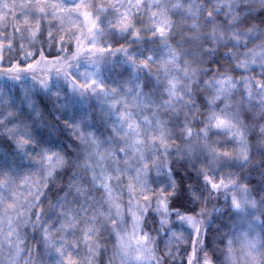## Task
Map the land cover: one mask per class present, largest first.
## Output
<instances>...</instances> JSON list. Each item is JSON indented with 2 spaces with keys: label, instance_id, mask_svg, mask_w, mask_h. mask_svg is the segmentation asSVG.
<instances>
[{
  "label": "snow or ice",
  "instance_id": "snow-or-ice-1",
  "mask_svg": "<svg viewBox=\"0 0 264 264\" xmlns=\"http://www.w3.org/2000/svg\"><path fill=\"white\" fill-rule=\"evenodd\" d=\"M258 11L264 0H0V66L7 62L14 81L32 73L33 87L22 97L31 122L43 121L35 85L61 98L59 84L48 81L53 72L72 93L102 97L115 117L103 140L66 121L79 144L74 154H62L33 140L28 114L10 111L0 91V137L39 168L38 180L0 174V264H43L42 252H54L55 264H264V233L251 235L257 220L264 224V16L257 21ZM113 56L132 79L108 87L97 77ZM83 65L90 70L81 72ZM29 146L39 149L34 157ZM174 163L203 184L177 181ZM152 170L164 176L162 186H149ZM220 193L236 219L228 231L202 240L206 205ZM173 215L195 235L175 232ZM189 240L191 251L181 249Z\"/></svg>",
  "mask_w": 264,
  "mask_h": 264
},
{
  "label": "trees",
  "instance_id": "trees-1",
  "mask_svg": "<svg viewBox=\"0 0 264 264\" xmlns=\"http://www.w3.org/2000/svg\"><path fill=\"white\" fill-rule=\"evenodd\" d=\"M255 19L258 21L261 16H264V12H257L254 14ZM177 37V36H176ZM175 37V39H176ZM118 47V46H117ZM227 49H220V56H223L224 52ZM7 55V53H5ZM222 66H226L225 61H220ZM234 66V64H233ZM7 62L5 61V65L0 66L1 69H6ZM212 70L215 71L216 64L211 65ZM117 73L122 75L123 72H127L128 68L122 67L120 70L119 67H116ZM235 74V73H234ZM30 88L28 82L21 80L18 83L12 84L10 87V93L7 97V106L10 111L16 112L17 115L23 117L25 114H28V120L31 122L32 114L29 113V109L27 104L22 102L23 97V89ZM147 91V89H146ZM68 92V91H66ZM71 96L65 94V97H61L59 99L55 97H50L44 92L35 91L34 99L36 101V106L43 113V121L31 122V127L29 129L33 140L38 142L41 147H47L52 151L60 152V153H68L74 154V146L79 144V141L76 140L73 135V129L71 127H67L65 122H74V119H69L68 117V107L66 99H70ZM56 105H62L63 107H57ZM76 107L85 108L87 107L88 111V119L90 120L91 127L94 128L97 132L104 134L107 132V128L105 126V122L103 117L101 116L99 110L94 106H86V105H76ZM59 117V119H57ZM77 117V116H76ZM75 118V117H73ZM78 118V117H77ZM11 126V125H10ZM104 136V135H102ZM39 149L33 150L31 146L28 147V151L30 156L34 157V151H38ZM258 160V158H257ZM173 167L176 169L175 179L177 181L182 182L187 185L189 183L193 185L203 184L202 178H197L196 174L191 170L185 172L183 167L180 164L174 163ZM35 169H39L38 165L35 163V160L29 158V156H25L21 152H18L15 148V144L8 140L6 137H0V174L8 173L13 176L17 180H20L26 176L34 178L37 171ZM61 179L67 180V176L61 173ZM35 180V179H34ZM251 183L256 186L257 191L260 189L259 179L257 177L250 178ZM60 183V180L57 181V185ZM206 195V193H205ZM216 194H213V198L210 199V202L206 205L207 215L203 218L206 221L205 227H203V236L202 240L205 238V234H215L217 229L221 230V234L223 232L231 229L233 215H229V209L222 201V198L219 195V199L215 198ZM50 198H55V191L50 194ZM48 200L45 199L44 207L47 208ZM200 207H204L203 204L197 205L196 211H199ZM219 209V211H213V209ZM192 213L189 212L188 215ZM159 223V218L157 217V224ZM29 233H31V228L28 229ZM185 238L187 239L189 234L188 232H183ZM152 235L155 237L156 233L152 232ZM207 239L209 242L212 240V235H208ZM167 242V237H164L161 246L163 243ZM29 244H34V241H29ZM187 247L189 251H191V241L188 243H182L180 248L183 249ZM179 259V258H178Z\"/></svg>",
  "mask_w": 264,
  "mask_h": 264
},
{
  "label": "rangeland",
  "instance_id": "rangeland-1",
  "mask_svg": "<svg viewBox=\"0 0 264 264\" xmlns=\"http://www.w3.org/2000/svg\"><path fill=\"white\" fill-rule=\"evenodd\" d=\"M9 2H11V0H9ZM16 2H20V0H16ZM97 2L99 3L100 0H97ZM105 2H107V0H105ZM65 3H71V0H65ZM9 19H11V17ZM179 19H180L179 15L173 16L174 21L179 20ZM11 31H12L11 25H9V27H8L9 34L11 33ZM0 39H2V37H0ZM176 39H179V36H177ZM109 60L111 61V63L109 65L105 66L103 68L102 72L97 77L99 80H102L105 85H107L108 87L119 86V85L124 84L126 81H129L132 79L131 70L126 65H123L121 63V57L113 56V57H109ZM116 67H119L120 70H122V67H126V68H128V70L126 73L123 72L122 75H119L116 72L117 71V69H115ZM79 70L81 72H88L90 69L86 65H83V66H81V68ZM35 71H36L37 77H39L41 75L40 70L36 69ZM257 72H258V69H257ZM234 75H235V78L237 80L240 79V72L239 71H237ZM248 75H252V73H248ZM22 80L28 82L29 85L31 86L30 88L33 87L32 73L25 74L23 76ZM48 81H49L50 85H55L57 83L59 84V86L61 88V97H65V94H67V93L69 96H71L70 99H66L67 104H68V107L66 108V109H68V113H69L68 117L70 120L74 119V122L73 123L71 122V124H80L85 133H94L98 138H100L102 140L106 139L108 137V135L110 134L112 121L115 119V117L107 114L108 113V106L104 102L102 97L97 98V97L92 96L90 94L85 95V96H81L79 93H72L71 90L68 88L67 84L65 83V81L63 80V78H61L59 81H57L56 75L54 72L52 73V75L50 77H48ZM18 82H20V81H14L6 75V69L0 68V91H2L4 93L5 99H7V97L9 96L8 94L10 93V87L12 86V84L18 83ZM35 89L39 92H43V90H41L39 88L38 84L35 85ZM66 91H68V92H66ZM240 91L241 92L243 91V85L240 86ZM235 99L236 100L240 99L239 93L236 95ZM74 104L86 105L88 107H90V106L96 107V109L99 110L101 116L104 119L105 126L107 128V132L105 131L104 134H101V133L97 132L96 130H94V128L91 127L92 123L88 119V114H89L87 111L88 108L87 107H85V108L76 107V106H74ZM73 117H75V118H73ZM161 117L164 119H167V114L162 112ZM102 135H104V136H102ZM214 139H215V137H214ZM38 170L39 169H35V171H37V172H38ZM34 179L38 180L39 176L34 175V178H32V176H31V180H34ZM164 179H165L164 176L157 177L155 170H152L148 175L149 186L151 188L160 187L162 185L159 183V181H162ZM219 195L222 198V201L225 203L224 194L220 193ZM229 200H230V195H229ZM235 219H236V216L234 214L233 220H235ZM171 222L173 224V230L175 232L180 233V232L185 231V232L191 233L193 236L195 235L194 229L190 228L187 225H181L179 223V221H177V219L174 215L171 217ZM231 228H232V226H231ZM6 230L7 229H6V225H5V231ZM256 233H264V224H262L259 220L256 221L255 233H252L251 235H255ZM202 234H203V227L201 228V232H200L201 239L203 236ZM0 239H2V236H0ZM71 251L76 252L77 250L73 249ZM85 252H86V249L82 245L80 250L77 252V254L80 257H83ZM57 258L58 257L54 252L51 253L50 255H43V252H42L43 264H55V261ZM21 264H23L22 261H21Z\"/></svg>",
  "mask_w": 264,
  "mask_h": 264
}]
</instances>
